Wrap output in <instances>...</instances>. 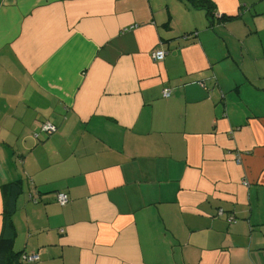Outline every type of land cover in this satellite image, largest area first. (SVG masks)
<instances>
[{"label": "crops", "instance_id": "crops-1", "mask_svg": "<svg viewBox=\"0 0 264 264\" xmlns=\"http://www.w3.org/2000/svg\"><path fill=\"white\" fill-rule=\"evenodd\" d=\"M212 1L0 0V240L31 264H264V0Z\"/></svg>", "mask_w": 264, "mask_h": 264}, {"label": "trees", "instance_id": "trees-1", "mask_svg": "<svg viewBox=\"0 0 264 264\" xmlns=\"http://www.w3.org/2000/svg\"><path fill=\"white\" fill-rule=\"evenodd\" d=\"M190 3L195 8H201L206 11L208 17H213L215 15L216 6L212 0H185ZM232 19V18H226ZM16 193L14 197L8 199L5 205V217H9L12 212L15 211V201L21 192V185L16 184ZM61 205V204H60ZM12 241L0 240V264H27L23 261V253L15 252L12 247Z\"/></svg>", "mask_w": 264, "mask_h": 264}, {"label": "built area", "instance_id": "built-area-1", "mask_svg": "<svg viewBox=\"0 0 264 264\" xmlns=\"http://www.w3.org/2000/svg\"><path fill=\"white\" fill-rule=\"evenodd\" d=\"M126 30V29H125ZM166 52L164 50H156L155 52L152 53V59L155 62H162L165 59ZM172 95V91L170 89H166L163 92V97L164 98H169ZM42 128L44 131H46L49 134H52L56 131V127L49 123L46 122L42 125ZM69 196L65 193H59L57 195V202L61 205H66L69 203ZM233 219L229 218V223H232ZM39 260V255L37 254H31V255H24L23 256V261L27 264L35 263Z\"/></svg>", "mask_w": 264, "mask_h": 264}]
</instances>
